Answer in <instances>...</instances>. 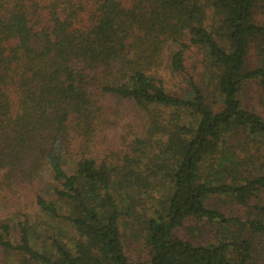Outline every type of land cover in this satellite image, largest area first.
Here are the masks:
<instances>
[{
    "label": "trees",
    "instance_id": "1",
    "mask_svg": "<svg viewBox=\"0 0 264 264\" xmlns=\"http://www.w3.org/2000/svg\"><path fill=\"white\" fill-rule=\"evenodd\" d=\"M0 211L12 264H264V0H0Z\"/></svg>",
    "mask_w": 264,
    "mask_h": 264
},
{
    "label": "rangeland",
    "instance_id": "2",
    "mask_svg": "<svg viewBox=\"0 0 264 264\" xmlns=\"http://www.w3.org/2000/svg\"><path fill=\"white\" fill-rule=\"evenodd\" d=\"M174 50H175V48L173 47V45L171 47H169V50H168L169 56H171V54L174 52ZM248 97H249L248 102L253 103L254 105L258 104L259 96L257 94L256 88L254 90L251 89L249 91ZM133 118L134 117H128V119H130L131 121H133ZM113 135H114V133L112 132L111 137ZM111 141H114V144L118 143V144L122 145V147H125V148L126 147L128 148V146L132 142H135V140H126V142H124V140H111ZM99 145H100L99 148L97 149L96 152H94V154H100L101 155V152H104L103 151L105 149L104 145H102L100 143H99ZM108 153L109 154L114 153L113 149H108ZM153 191H155V190H153ZM133 192L136 194V196H135V199H132L131 201L126 200L127 199L126 198L127 197L126 192L120 193L121 197L125 198V200H126L125 202L129 203V208H133V210H134L133 212H130V214H123L125 221L122 222V224H121V230H122V235H123V242L126 246L127 255L129 256V258L131 260L139 261V260H145L149 257L150 251H149V247L146 243L145 226H143V219L141 218V216L144 218V216L147 214L146 212H144V210L150 211L149 208H150V206H152L151 205L152 202L146 195H143L141 191L133 190ZM133 192H131L130 194H133ZM139 195L141 196V199H140ZM158 197H159V194H158ZM27 202H29V201H27V200L23 201L22 200L21 202L16 203L17 204L16 206L23 207L24 205H27ZM155 205H157V203ZM214 206H216V203H214ZM125 210H128V209H125ZM135 210H136L137 214L135 213ZM223 210L226 211V206L223 208ZM31 212L32 213L37 212V209L31 208ZM124 213H129V212L124 211ZM0 214H1V211H0ZM44 219L47 220V222L45 223L48 226L47 228H45L46 227L45 224H43L41 222L34 224L35 230H37L39 233V236H37L38 242L42 243L43 241H45V238H46L45 234H47L48 231L53 232V226L55 225L57 228V232L60 234L61 238L64 239L70 246H72L73 241L77 237V233L71 226L60 223V222L57 223L56 220H54L55 221V224H54L51 220H49L50 218L47 216H45ZM199 225L203 226V223L199 222ZM214 228H216V230H217V227H214ZM45 231H46V233H45ZM189 231H191V229L188 226L185 230L182 231V233L185 237L190 238V235L188 233ZM214 231H215L214 229H213V231H212V229L210 230L209 226H205L203 228L202 234L199 235V239L201 241H204L205 239L208 238V236L210 237L211 235H213ZM214 235H215V237H216V235L220 236L217 233ZM14 261H15L14 256L13 257L9 256L8 251L3 253L0 250V264H12Z\"/></svg>",
    "mask_w": 264,
    "mask_h": 264
}]
</instances>
